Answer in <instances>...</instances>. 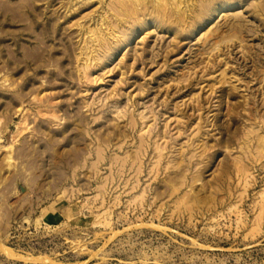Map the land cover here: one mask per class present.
<instances>
[{"label":"rangeland","instance_id":"1","mask_svg":"<svg viewBox=\"0 0 264 264\" xmlns=\"http://www.w3.org/2000/svg\"><path fill=\"white\" fill-rule=\"evenodd\" d=\"M202 1L0 0V264H264V0Z\"/></svg>","mask_w":264,"mask_h":264},{"label":"bare ground","instance_id":"2","mask_svg":"<svg viewBox=\"0 0 264 264\" xmlns=\"http://www.w3.org/2000/svg\"><path fill=\"white\" fill-rule=\"evenodd\" d=\"M118 12L125 17L140 18V16L146 14L150 10H154L156 13L165 16L169 11V0H116ZM203 5H207L208 2L212 4L210 0H203ZM206 9L208 6H205ZM177 15V14H176ZM184 18L185 15H183ZM123 18V17H122Z\"/></svg>","mask_w":264,"mask_h":264}]
</instances>
